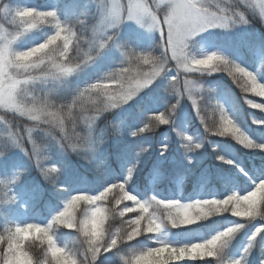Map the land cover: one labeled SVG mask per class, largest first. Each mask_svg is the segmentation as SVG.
<instances>
[{"label": "clouds", "instance_id": "9594fccd", "mask_svg": "<svg viewBox=\"0 0 264 264\" xmlns=\"http://www.w3.org/2000/svg\"><path fill=\"white\" fill-rule=\"evenodd\" d=\"M0 264H264V0H0Z\"/></svg>", "mask_w": 264, "mask_h": 264}]
</instances>
